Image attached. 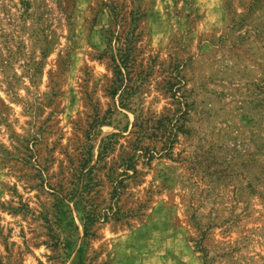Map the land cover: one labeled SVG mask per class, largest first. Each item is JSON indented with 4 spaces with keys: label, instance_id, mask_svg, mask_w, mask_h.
Returning a JSON list of instances; mask_svg holds the SVG:
<instances>
[{
    "label": "rangeland",
    "instance_id": "374dc122",
    "mask_svg": "<svg viewBox=\"0 0 264 264\" xmlns=\"http://www.w3.org/2000/svg\"><path fill=\"white\" fill-rule=\"evenodd\" d=\"M0 264H264V0H0Z\"/></svg>",
    "mask_w": 264,
    "mask_h": 264
}]
</instances>
